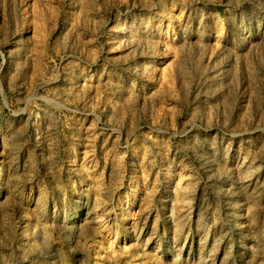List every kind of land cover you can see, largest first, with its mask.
I'll use <instances>...</instances> for the list:
<instances>
[{
  "label": "rangeland",
  "instance_id": "374dc122",
  "mask_svg": "<svg viewBox=\"0 0 264 264\" xmlns=\"http://www.w3.org/2000/svg\"><path fill=\"white\" fill-rule=\"evenodd\" d=\"M0 264H264V0H0Z\"/></svg>",
  "mask_w": 264,
  "mask_h": 264
},
{
  "label": "bare ground",
  "instance_id": "6f19581e",
  "mask_svg": "<svg viewBox=\"0 0 264 264\" xmlns=\"http://www.w3.org/2000/svg\"><path fill=\"white\" fill-rule=\"evenodd\" d=\"M23 32V31H22Z\"/></svg>",
  "mask_w": 264,
  "mask_h": 264
}]
</instances>
